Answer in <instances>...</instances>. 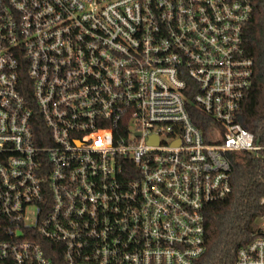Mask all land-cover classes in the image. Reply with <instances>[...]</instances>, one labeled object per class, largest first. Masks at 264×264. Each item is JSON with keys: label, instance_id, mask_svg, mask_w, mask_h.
Here are the masks:
<instances>
[{"label": "built area", "instance_id": "1", "mask_svg": "<svg viewBox=\"0 0 264 264\" xmlns=\"http://www.w3.org/2000/svg\"><path fill=\"white\" fill-rule=\"evenodd\" d=\"M252 11L253 0H0V264L203 256L229 157L264 150L236 122ZM259 203L233 264H264Z\"/></svg>", "mask_w": 264, "mask_h": 264}, {"label": "trees", "instance_id": "2", "mask_svg": "<svg viewBox=\"0 0 264 264\" xmlns=\"http://www.w3.org/2000/svg\"><path fill=\"white\" fill-rule=\"evenodd\" d=\"M243 43L246 55L253 61V77L236 122L264 146V0H253ZM191 120L205 134V117L192 109ZM42 132L37 129L36 134ZM229 164L231 191L223 200L205 208V253L195 264H233L237 251L257 232L263 214L259 201L264 196V150L256 156L233 153Z\"/></svg>", "mask_w": 264, "mask_h": 264}]
</instances>
